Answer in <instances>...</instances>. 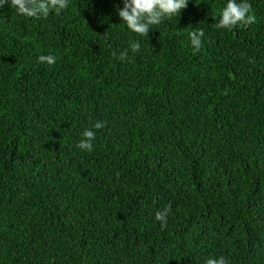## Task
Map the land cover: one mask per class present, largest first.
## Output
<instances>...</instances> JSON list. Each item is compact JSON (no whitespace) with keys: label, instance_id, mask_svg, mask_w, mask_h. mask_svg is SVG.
Here are the masks:
<instances>
[{"label":"trees","instance_id":"1","mask_svg":"<svg viewBox=\"0 0 264 264\" xmlns=\"http://www.w3.org/2000/svg\"><path fill=\"white\" fill-rule=\"evenodd\" d=\"M226 2L144 35L121 0L0 10V264H264V0L218 29Z\"/></svg>","mask_w":264,"mask_h":264},{"label":"clouds","instance_id":"2","mask_svg":"<svg viewBox=\"0 0 264 264\" xmlns=\"http://www.w3.org/2000/svg\"><path fill=\"white\" fill-rule=\"evenodd\" d=\"M189 0H121L122 7L117 6L116 11L128 30L134 34H148L153 26L161 24L164 20L179 16L181 11L187 7ZM70 0H0V10L7 5L19 15L26 18H43L51 13H60L69 6ZM255 21V16L250 14V5L247 0H227L220 12L216 28L232 29L235 27L246 28ZM202 30L191 32V44L196 50L202 45ZM140 48L138 41H133L130 45L132 52ZM117 53H113L115 56ZM128 54L127 50L120 52L123 59ZM39 62H46L49 65L55 62L53 55H40ZM105 126L103 121H96L91 128H86L81 133V139L77 147L81 150L92 151L96 131ZM170 209L164 207L155 212V220L159 221L161 227L167 225V218ZM204 264H230L224 255L218 257H208Z\"/></svg>","mask_w":264,"mask_h":264}]
</instances>
